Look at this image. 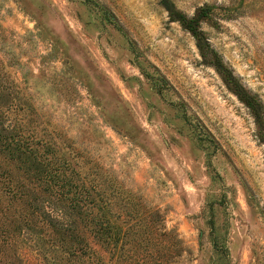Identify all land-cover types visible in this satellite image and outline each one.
Returning a JSON list of instances; mask_svg holds the SVG:
<instances>
[{
	"label": "rangeland",
	"instance_id": "obj_1",
	"mask_svg": "<svg viewBox=\"0 0 264 264\" xmlns=\"http://www.w3.org/2000/svg\"><path fill=\"white\" fill-rule=\"evenodd\" d=\"M172 1L208 6L204 34L264 110V0ZM0 87L31 153L0 143V221L19 226L0 240L22 263L80 264L57 239L75 226L84 260L264 264V143L160 0H0Z\"/></svg>",
	"mask_w": 264,
	"mask_h": 264
},
{
	"label": "trees",
	"instance_id": "obj_2",
	"mask_svg": "<svg viewBox=\"0 0 264 264\" xmlns=\"http://www.w3.org/2000/svg\"><path fill=\"white\" fill-rule=\"evenodd\" d=\"M160 2L167 10L170 19L178 21L183 28L188 30L193 35V37L195 38L196 46L203 60L212 65L215 70L219 74H221L226 85L248 108L250 114L253 117V121L258 128V138L264 143L263 103L254 93H251L243 85L239 77L224 61L221 54L210 44L200 26L201 19L208 15V6H202L197 10L195 14L187 15L185 12L177 8L172 0H160ZM6 96L7 95L2 90V87H0V105L4 104ZM12 128L14 129L12 125L5 122V120H3V118L0 116V143L4 148L7 149L8 153L11 156L19 158L22 161H31V158H29V156H31V153H27L26 146L24 144L25 141L22 140L23 137H21L19 133H12ZM0 207L2 208V206ZM7 209L9 208L7 207ZM9 211L14 217H11V219L8 221L1 220L0 224L12 225L10 226L12 229L15 227L17 229V227H19L17 225V218L15 215V211L17 210L14 209ZM18 211H20V214L18 213L19 218L24 217L26 219V214L25 212H23L20 206L18 208ZM50 217L55 219V223L53 224V226L56 229V232L61 235L59 231L61 223H59V221L54 216L50 215ZM4 230L6 232H9V229ZM68 230L70 232L67 234V240L65 238L66 235L58 236L57 239L58 241H62L63 243L66 242V244H70L69 247L72 248V251L75 255H78L80 264H108L104 262V256L95 249L90 251L88 259H81V257L88 251L89 241L87 240V237L84 234H81L82 232L80 233V230L75 226L70 227ZM17 245L18 241L16 238H13L12 241H5L4 238L0 240V264H24L21 262V256L17 251Z\"/></svg>",
	"mask_w": 264,
	"mask_h": 264
}]
</instances>
